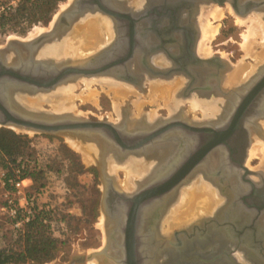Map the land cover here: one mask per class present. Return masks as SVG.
Masks as SVG:
<instances>
[{
    "label": "rangeland",
    "instance_id": "1",
    "mask_svg": "<svg viewBox=\"0 0 264 264\" xmlns=\"http://www.w3.org/2000/svg\"><path fill=\"white\" fill-rule=\"evenodd\" d=\"M67 1L69 0H64L59 3L56 12L47 24L33 25L25 34L8 32L7 34L0 35V47L5 46L6 43L12 39L29 40L36 37L41 32L48 30L52 26L55 14L63 10ZM7 2H10V0H0V12L2 11L1 6ZM215 5L218 4H213L212 6ZM229 5V2H226L225 5L220 6L223 9L221 19L212 20L213 25H218V33L214 39L208 42L210 53L207 56L214 55L215 52L223 56L230 64L228 71L237 69L239 64L245 66L247 70H252V67H254V59L251 53L256 49L259 51L262 48L260 44L261 37L257 35L253 42L256 48L252 45H247V47H249L248 50L251 51L248 55L249 51L245 46L246 41L244 39L248 33L247 27L249 26V22H244L246 24L239 22L237 19L239 15L235 14L233 10H230ZM11 6H13L11 7V9H13L17 4L15 3V5L12 4ZM233 14L235 16H233ZM86 15L87 18L95 17L100 19L101 17H105L112 21L110 16L99 11ZM252 15L255 16L256 13ZM249 17L252 16H246L245 18L248 19ZM79 19H81L82 22L81 20L79 23L77 22L78 26H82L86 18L81 17ZM81 29L82 31L84 30V28H79L78 30L80 31ZM67 36L68 32L59 43L55 42L46 45L41 51H48L51 47L54 53H47L46 57L48 58L57 60L55 55L57 54V57L60 59L63 57V60H78L87 50L90 51L92 49L91 51L93 52L97 47L95 43H92L86 46V51H83L82 48H85V45L80 43L81 46L79 49L82 50V53H80L75 48H78V43H74L71 38V41H68L67 39L69 38H66ZM65 39L69 42V45L66 44L68 42H66ZM102 40L103 39H101V41ZM48 46L50 47L48 48ZM60 46H62V48ZM51 49L49 51H51ZM100 50L102 49L95 52H99ZM46 51L45 53L41 52V54L45 55ZM78 52L81 55H78ZM86 56L89 55L87 54ZM231 76L229 77V81L232 79ZM89 80L92 81L90 84L88 83ZM104 81H116L118 84L115 86L118 91L121 90L123 92L124 89L127 91H129V89L131 90L130 92L116 95V87L109 84L107 85ZM239 81L240 80H235V82ZM185 82L186 78L182 74L177 73L168 77L146 76L145 81L140 85L114 78L108 74H95L89 77L81 76L75 81L68 82L70 83L68 85L62 84L63 86H59L56 90L40 92L35 95L37 97L34 99L41 104V107L38 108L40 110H53L52 112L54 113H71L88 120H108L112 123L120 122L124 116L130 120L143 118L144 122L151 123L176 115L182 117L184 120L202 121L208 119L209 116L214 113L210 109L206 110L205 104L211 105L214 103L209 100L208 102H200L199 106H194L192 100L198 98L196 94H193L191 98H185L181 94ZM122 85H131V88L128 89ZM164 88L169 89L168 93L163 94L162 90ZM91 91L95 92V98H87ZM32 97L34 96H29V98ZM1 127L12 129L16 133L25 134L31 138L36 149V156L39 164L43 166L49 164V166H51V169H46L45 175L37 181L42 184L41 190L36 193L32 186L28 185L29 187H25V192L29 197L31 215L37 206H45V208L51 210L52 234L57 236L60 242L52 259L44 262L27 261L21 264H91V261L95 259L101 260L103 264H118L117 261L111 260L108 255L105 258L106 260H104V257L87 258V254L102 246L104 241L107 240L106 236H108L109 228H111L104 220L105 213L101 203L104 184L99 174L98 159L91 158L81 146L73 141L72 136L77 137L73 133H47L8 126ZM260 127L263 134L256 132L255 128H251L253 137L252 145L253 143H255L254 145L258 143L259 145L257 146H261L260 143H264V118L260 120ZM81 141L83 142V140ZM161 143L159 148L166 149L167 143ZM71 153H74L76 156L72 158ZM153 155L148 156V160H153L155 162L154 165L160 168L163 164L162 159L156 156V154ZM262 155L263 154L259 151L255 156L249 157L250 159L248 158L247 162L248 168L251 170H260L264 173V160ZM75 161H80L85 168H94L96 173H92L89 170L77 173ZM112 161L114 163H112ZM136 161L138 162V158L134 156L128 158L127 162H118L111 157L107 159L108 172L114 176L116 185L122 190H131L134 186L132 182L138 178L137 173H139V168L135 167ZM127 166L131 169L128 176L131 180L130 184L128 182V186L124 183L127 179L125 170ZM134 172H136V174ZM198 175L193 176L188 182L180 186L176 195V200L170 205L166 214L159 219V236L166 235L169 232L183 227L185 224L192 222L195 218L211 215L213 210L223 201V196L220 194L219 188L206 178ZM5 176L6 171L0 168V205L4 203L6 198L4 195L5 192H12L14 190L11 185L6 187V185L3 184ZM196 186H198V188ZM211 188H213L216 193L214 199H218V201L222 199L221 202H215V200L211 198L213 202H209V200L208 206L199 204L195 212L191 211L193 205H196L198 202L202 201L206 203L205 197L201 195L199 191L211 194ZM186 189L192 191L190 192L191 205H187L188 208L186 206V208L180 207L176 213L170 216L171 211L178 206L177 204L182 199L183 192L187 191ZM160 211L161 210L158 212L160 213ZM169 216L174 220L171 222V227L165 222ZM14 229L16 228L12 227L11 218L0 212V247L13 239L10 234ZM204 229H207V231H203L202 234L199 232L200 240L198 241L200 244L193 249L177 250L174 257L175 259L173 258L174 255L170 257L169 264H234L224 251L227 246L234 245V237L237 235L234 224L224 226L207 224L203 226V230ZM204 232L206 233L204 234ZM197 233L196 231L191 233V235L195 236ZM257 235L259 238H264V221L259 225ZM251 237L255 238L256 236H248L246 233L242 239L244 245L243 249L247 255V262H245V264H264V258L260 251L261 245L256 243V241H252ZM115 247L116 246H114L112 242L110 246L108 245L109 255L110 253L112 255L119 254L118 251L115 250ZM102 259L105 262H103Z\"/></svg>",
    "mask_w": 264,
    "mask_h": 264
},
{
    "label": "water",
    "instance_id": "2",
    "mask_svg": "<svg viewBox=\"0 0 264 264\" xmlns=\"http://www.w3.org/2000/svg\"><path fill=\"white\" fill-rule=\"evenodd\" d=\"M105 1L107 0H72L68 7L56 14L48 30L29 40L12 39L5 46L0 47V127L18 126L35 132L73 133L85 140L94 141L98 145L100 173L105 181L109 179L105 169V159L109 152L115 158L120 159L127 152H146L149 150L147 148H150V154L153 155L154 146L168 139L171 134H203L204 139L196 151L194 153L190 150L183 152L181 159L158 180L147 179L142 182L144 184L142 188L131 194L115 191L110 187L104 190L102 204L109 212L115 210L114 201L117 205L127 204L129 207L127 218L123 220L120 227L121 232H124L122 245L124 264H144L145 261L151 264H169L170 257L174 255V258L177 250L193 249L200 244L199 232H202L203 226L207 224L217 226L234 224L237 231L234 245L227 246L224 251L234 264H245L247 255L243 249V234L250 225H258L264 221V173L260 170H251L245 165L249 144L245 143L239 149L237 143L240 138L239 134L246 135L250 125L254 126L256 132L263 134L260 126L255 122L257 116H264V112H257V107L262 105L263 101L254 97L260 91L264 93V64L258 68L250 81L240 88V93L234 91L237 94L234 100V117L227 119L224 128L219 127L215 122H206V125L196 126L184 125L178 121L182 117L177 115L152 123L144 122L143 118L132 120L124 118L118 123L92 121L71 113H54L49 110L32 108L24 102V98L35 96L40 92H49L81 76L95 75L104 70L114 78L122 80L130 78L121 73L116 72L115 74V70L111 68L132 57L133 43L129 45L121 60H111V57L115 55L114 52L119 51L114 48L115 46L106 47L95 56L82 60H55L46 57L47 54H39L46 45L59 43L70 31L73 23L88 13H95L98 10L118 20L119 13L104 7L102 3ZM130 31L132 33L134 28L132 27ZM101 56H105L103 66L93 68L92 66H95L94 63L97 62L96 59ZM131 121L134 127L131 126L126 131L124 126ZM137 124L143 126L142 131L138 130ZM233 128L234 150L231 148L225 150L222 144L228 142ZM218 149L224 151L223 164L228 170L233 171L234 175L258 176L263 186L257 187L247 179L238 178L237 188L229 189L222 184V181L212 180L211 182L219 188L223 196V201L213 210L212 214L195 218L185 226L159 236V219L166 214L170 205L176 200L180 186L188 182L199 164L202 166V172L211 175L205 170L204 161ZM157 168L155 165L152 166L149 172L150 178ZM246 183L252 188L245 189L243 184ZM159 210H161L160 213ZM144 213L145 222L151 216L154 217V221L153 226L147 230L143 224L144 229L141 236L143 235L146 239L147 245L144 248L145 252L142 253L143 240L139 234V226ZM124 224L125 227H123ZM196 231L198 233L192 236L191 233ZM105 249L103 246L99 250L92 251L87 254V258H99L106 253ZM260 251L264 258V245H261Z\"/></svg>",
    "mask_w": 264,
    "mask_h": 264
},
{
    "label": "flooded vegetation",
    "instance_id": "3",
    "mask_svg": "<svg viewBox=\"0 0 264 264\" xmlns=\"http://www.w3.org/2000/svg\"><path fill=\"white\" fill-rule=\"evenodd\" d=\"M114 2L115 5H111L107 1L102 3L103 6L107 9L114 10L115 12L119 13L118 20L112 18L115 28V34L112 41L107 44L108 47L110 45L113 47L115 46L114 48L117 50L119 49V51L114 52L115 55L111 57V60H121V58L126 54L125 52L128 50L131 43H133L134 49L132 57L128 58V60L126 61L119 62V64L112 67L111 70H115V74L117 72L129 76L130 78H127L125 81L137 85L142 84V82L145 81L146 76L168 77L176 73L182 74L186 78L184 88L181 92L182 96H184L185 98H191L193 94H196L198 99L202 100V102H208L210 100L214 103L215 101L216 107L215 114H212L206 120L193 121L184 120L182 118L178 121L181 124L190 126H196L199 124L206 125V122H215L217 125H219V127L224 128V124L227 122V119L229 117H234V100L237 98L236 92H239L240 88H242L247 82L250 81V79L256 74L258 68L262 65V63L264 64V61L256 62L254 59L253 66L255 70L253 72L255 73L252 72L246 80L239 82L234 81L232 83H229V77L233 72H235V70L228 71V68H230V64L227 62V60L223 56L218 55L217 52H215L214 55L207 56L200 54V51H198V44L201 39L199 20L201 18L202 12H204L206 8L211 7L213 4L223 6L226 4V2H229L233 12L239 16L246 17L256 13L261 14L262 19H264V0H115ZM233 16L235 15L233 14ZM132 27L134 28V31L131 33L130 29ZM107 46H105L104 48H106ZM104 48H102V50ZM197 58L202 60L200 61ZM96 60L97 62L94 63L95 66L92 67L100 68L104 64L103 61H105V56L98 57ZM108 71H110V69ZM98 74L110 75L109 72H106V70L100 71ZM234 91L236 92L234 93ZM254 98H259L260 101H263V104L257 107V112L259 113L262 111L263 113L264 93H261L260 91L255 95ZM257 117L255 122L260 126V120H262L264 116H259L260 118ZM124 118L127 117L124 116L122 120ZM128 124H132V121ZM136 126L138 129L143 127L142 125L138 124ZM252 127L254 126L250 125L248 127L249 132L246 135L241 133L239 134L240 138L239 142L237 143V147L239 149L242 148L245 143H248L251 148L253 139L251 129ZM186 134L189 135V133ZM189 137H192L193 141L192 145L190 144L191 147L188 150L194 153V151H196V149L200 146V143L204 139V136L201 133H194V135H190ZM227 141V143L222 144L225 150L228 148L234 150V128L231 131L230 137ZM155 146L154 148L158 149L160 145ZM167 146L171 147V151L167 152L166 155L160 157L161 159H169L171 155L174 154L177 150L176 142H170L167 144ZM147 149L149 150H146V152H127L125 156L120 159L115 158L114 155L109 152L105 159V169L109 177V179L106 181L102 178V175L100 173V163L98 162L100 178L102 179L104 184L102 196L104 190L109 189L110 187H112L115 191H122L131 194L136 190L142 188V186L144 185L142 184V182L146 181L147 179L158 180L159 175L157 176V172L159 169H156L153 172V175L151 174L150 178L149 172L152 166L150 167L149 172L147 171L146 173H144L141 170V167L138 165L139 162L145 163L146 161H149L148 156L152 154H150V148ZM212 154L215 155L204 161V168L207 172L211 173V175H207L202 172V166L201 164H199L197 165L195 172L192 174V176H190L189 180L193 176H197L199 174L198 176H202L210 182L212 180L222 181V184L224 186H227L229 189L231 187L233 189L237 188V186L239 185L237 182L238 178L247 179L254 183V185L257 187L263 186L262 180L258 176L251 174L237 176L234 175L233 171L228 170L227 166L223 164L222 161V157L225 154L223 150H215ZM133 156L138 158L139 160L138 162H135V166L139 168L138 178H136V180L132 182L134 186L131 190H122L116 185L114 176L109 174L108 172L107 159L108 157H111L118 162H127L128 158ZM208 167H210V169ZM92 169L93 171L91 172L96 173V170L94 168ZM243 186L247 190L252 188V186L247 183L243 184ZM114 204H116V209V201H114ZM102 207L105 213L104 220L111 228H109L110 233L108 234V236H106L107 240H105L102 246L98 247L96 250H99L100 248L105 246L106 253L101 257H104L105 259L108 254L111 260L119 262L118 264H124L123 260H125V257L122 254L124 232H121L120 227L123 220H126L127 218L129 207L127 204H124L119 208L117 220H121L123 216L121 225L115 218H113L114 211L116 210L113 209L109 212L106 207L103 206V204ZM110 213L112 215H110ZM144 215L145 213L142 215L141 229L139 230L141 238L143 224L146 225L147 228H151L154 221V217L151 216V218H148L149 221L148 219H146L147 222H145ZM259 225L260 224L252 226L248 225L249 228H247L243 235H246L247 233L248 236H256L255 238L251 237V240L256 241V243L260 245H264V238H259L257 235L259 231ZM123 227H125V224L123 225ZM203 231H207V229H204ZM205 233L206 232H204V234ZM111 242L114 244V246H116L115 250L119 252L118 255H112L111 253L109 255L108 245L110 246ZM103 262L105 261L103 260ZM148 263V261L144 262V264Z\"/></svg>",
    "mask_w": 264,
    "mask_h": 264
},
{
    "label": "bare ground",
    "instance_id": "4",
    "mask_svg": "<svg viewBox=\"0 0 264 264\" xmlns=\"http://www.w3.org/2000/svg\"><path fill=\"white\" fill-rule=\"evenodd\" d=\"M72 2V0H69V1H67L66 2V4H65V6L63 7V9L64 8H66V7H68L69 5H70V3ZM107 2L108 3H110L111 5H115V2L113 1V0H107ZM229 9L230 10H232L231 9V6L229 5ZM222 15H223V9H222V7H220L219 5H215V6H212V7H210V8H206L205 10H204V12H202V15H201V18H200V20H199V25H200V31H201V39H200V42H199V50L198 51H200V54H203V55H208L209 53H210V48H209V46H208V42L209 41H211L212 39H214V37L216 36V34L218 33V25H213V23H212V20L214 19V20H219V19H221V17H222ZM255 15V14H254ZM55 16H56V14H55ZM55 16H54V18H55ZM87 15H85L84 16V18H86V19H84V23H82V26L81 25H79L78 26V23L80 22V20L81 19H77L74 23H73V25H72V27H74V25H75V27L74 28H72L71 27V29H70V31H68V36L66 37V38H69V39H67L68 41H71V39L73 40V42L74 43H78L77 44V46H78V48L77 47H75L80 53H82V50L84 51H86L87 50V48H86V46L88 45H91L92 43H95V45L97 46L94 50L95 51H97V50H99V49H102V48H104L105 46H107V44H109L110 43V41H112V39L114 38V32H115V28H114V25H113V23H112V21H111V19L109 20L108 18H105V17H101L100 19L99 18H95V17H86ZM252 17H249L248 19H246L245 17H241V16H238V21L239 22H241V23H244V22H246L247 23V21L249 22V26L247 27L248 28V33H247V35L245 36V41H246V44H245V46L247 47V45L249 44L250 46L252 45L253 47H255V45H253V42H254V40H255V38L257 37V35H259L260 37H261V42H260V44H261V46H262V48L259 50V51H257V49L255 50V51H253L252 53H251V51H249L248 50V48L249 47H247V50L249 51V53H248V55L251 53V56L253 57V59H255V61L256 62H263L264 61V23H263V20L264 19H262V17H261V15H255V16H253V15H251ZM54 18H53V20H54ZM78 22V23H77ZM81 22H82V20H81ZM246 23H244V24H246ZM79 28H84V30L82 31V29L79 31L78 29ZM82 31V32H81ZM79 32V33H78ZM64 38V37H63ZM71 38V39H70ZM101 39H103L102 41H101ZM106 39V40H105ZM66 40V39H65ZM64 40V41H65ZM66 40V42H68ZM248 42H250V43H248ZM73 43V44H74ZM80 43L81 44H84L85 45V48H82V50L81 49H79V47L81 46L80 45ZM64 44V43H63ZM67 45H69V42L68 43H66ZM72 44V43H71ZM244 44V43H243ZM61 45H62V43H61ZM64 46V45H63ZM110 46V45H109ZM50 46H48V48H49ZM61 48H62V46H60ZM108 47V46H107ZM243 47H244V45H243ZM72 48H73V45H72ZM74 48V49H75ZM251 48V47H250ZM256 48V47H255ZM51 49V47L49 48V50ZM71 49V48H70ZM74 49H72V50H74ZM97 49V50H96ZM246 49V48H245ZM46 51V54L47 53H54V50H53V48L51 49V51ZM92 50V49H91ZM89 51V50H87L86 51V53L85 54H83V55H81V54H79V52H78V55H81V57H79V56H77V57H79V59L78 60H82V59H84V58H88V57H90V56H95L98 52H95V51ZM246 50V51H247ZM251 50V49H250ZM45 51H41L42 53H45ZM75 51V50H74ZM41 52L39 53V54H41ZM99 52H101V50L99 51ZM84 53V52H83ZM67 54V53H66ZM89 55V56H86V55ZM56 55V58H57V60H63L64 58L62 57L61 59L60 58H58L57 57V54H55ZM59 55V54H58ZM68 55V54H67ZM86 56V57H85ZM76 57V58H77ZM84 57V58H83ZM82 58V59H81ZM263 64V63H262ZM259 66V65H258ZM253 69L252 70H247V68L245 67V66H243L242 64H239V66H237V69H235V72H233V74H232V81L230 80L229 81V83H232V82H234L235 80H240V81H243V80H246L250 75H251V73L255 70V68L254 67H252ZM257 70V69H256ZM253 73H255V72H253ZM97 75V74H96ZM89 77V76H88ZM90 82H92L91 80H89V84H90ZM105 82V84H109V85H113V86H115V85H117L118 83H116V81H104ZM87 83V84H88ZM103 83V82H102ZM68 84H70V83H67V84H64V85H68ZM60 86H63V85H60ZM122 86H125L126 88H131L130 86H128V85H122ZM59 87V86H58ZM57 87V88H58ZM116 87V86H115ZM56 88V89H57ZM162 88V87H161ZM55 89V90H56ZM130 90L131 89H129V91H127L126 89H124V91L122 92L121 90L120 91H118L117 90V87H116V89H115V94L116 95H118L119 93H127V92H130ZM168 88H164L163 90H162V92H163V94H165V93H168ZM90 91V90H89ZM40 95V94H39ZM38 95V96H39ZM95 92H93V91H91L89 94H88V96H87V98H89V97H94L95 98ZM35 97H37V96H34V97H32V98H24V102L29 106V107H32V108H39V107H41V104L40 103H38L34 98ZM34 99V100H33ZM200 102H202V100H200V99H194V100H192V104L194 105V106H199V103ZM215 107H216V105H215V101H214V104H205V108H206V110L207 109H210V110H212L213 111V113L215 114ZM53 111V110H52ZM51 111V112H52ZM58 111V110H57ZM264 118V117H263ZM132 126V124H128V125H125L124 126V129L126 130V131H128V129L130 128ZM12 128H20V127H18V126H11ZM132 127H134V126H132ZM135 128H136V126H135ZM252 128H254V127H252ZM21 129V128H20ZM143 129V127L142 128H139L138 130H142ZM260 129H261V127H260ZM70 136V135H69ZM77 137H73L72 136V139H73V141H75L79 146H81L82 147V149H84L85 150V152H87L88 154H89V156H91V158H95V159H99V149H98V145L94 142V141H88V140H85V139H83V138H81L80 136H78V135H76ZM190 135H187V134H185V133H180V134H171V135H169V137H168V139H165L164 141H162L163 143H170V142H176L177 143V150H176V152L174 153V154H172L171 155V157L168 159V158H164V159H162V162H163V164H162V166L160 167V168H157V169H159L158 170V172H157V176L158 177H161L163 174H165L168 170H170L180 159H181V157H182V154H183V152H186L190 147H191V145H192V137H189ZM71 139V140H72ZM81 140H83V142L81 141ZM162 144V143H161ZM191 144V145H190ZM255 143H253V145L251 146L252 148H250V146H249V148H250V151H249V148H248V153H250V155H249V157L251 158L252 156H255L257 153H259V151L263 154L262 156H263V160H264V143H260L261 144V146H257V145H259L258 143L256 144V145H254ZM156 145H160V144H156ZM250 145H251V143H250ZM189 146V147H188ZM156 147V146H155ZM158 147V146H157ZM171 151V147H168L167 146V148L165 149V148H162V149H160V148H158V149H155V153L154 154H156V156H158V157H162V156H164V155H166V153L167 152H170ZM248 153H247V158H246V162H245V165L247 166V159H248ZM215 154H211V156H209L208 158H210V157H213ZM152 156V155H151ZM154 156V155H153ZM155 156V157H156ZM261 156V157H262ZM157 158V157H156ZM155 158V159H156ZM207 158V159H208ZM249 158V159H250ZM139 161V160H138ZM112 163H114L113 161H112ZM154 161L153 160H149V161H146L145 163H142V162H139L138 163V165L141 167V170L144 172V173H146L147 171L149 172V169H150V167L151 166H153L154 165ZM113 165V164H112ZM134 165V164H133ZM263 165V164H262ZM129 166H127V168L125 167V170H126V175H127V179L124 181V183H125V185H127L128 186V182H129V184H130V178L128 177L129 176V173H130V171H131V169L130 168H128ZM136 167V166H135ZM159 167V166H158ZM248 167V166H247ZM112 168V167H111ZM209 169H210V167H208ZM250 169V168H249ZM139 170V169H138ZM137 171V170H136ZM139 172V171H138ZM135 174H136V172H134ZM138 174V173H137ZM134 177V176H133ZM156 178V177H155ZM226 184V183H225ZM131 186V185H130ZM197 188H198V186H196ZM127 188V187H126ZM192 188V187H191ZM191 188H189L190 190H192ZM196 188V189H197ZM202 188V187H201ZM206 188V187H205ZM187 190V189H186ZM190 192H192V191H189V190H187V191H184L183 192V197H182V199L179 201V203L177 204L178 206L175 208V209H173L172 211H171V215L170 216H172L174 213H176V211L181 207V208H188V206L187 205H191V197H190ZM211 194H207L206 192L204 193V192H201V191H199V193L201 194V195H203L204 197H205V200H206V203H203L202 201H200V202H198L196 205H193V209L191 210V211H193V212H195L196 211V209H197V206L199 205V204H202L203 206H208V201L209 202H211L213 199H214V196L216 195V193H215V190L213 189V188H211ZM181 194V193H180ZM211 198H212V200H211ZM218 198V197H217ZM216 198V199H217ZM215 200V199H214ZM221 200L222 199H220L219 201H218V199L217 200H215V202L216 201H218L219 203L221 202ZM178 202V201H177ZM213 202V201H212ZM120 206L121 205H117V208L115 209L116 211H114V216H113V218H115L116 220H117V215H118V211H119V208H120ZM186 206V207H185ZM123 208V207H122ZM202 210V209H201ZM200 211V210H199ZM198 211V212H199ZM204 211V210H203ZM201 212V211H200ZM201 214V213H200ZM145 216V215H144ZM169 216V218H167L166 219V224L168 225V226H170L171 225V222H173L174 220H173V218L172 217H170ZM183 216V215H182ZM171 218H172V220H171ZM122 219H123V216H122V218H121V220H117V222L121 225V222H122ZM144 227H146V225H144ZM171 227V226H170ZM141 229V222H140V226H139V230ZM143 226H142V232H143ZM148 228L146 227V230H147ZM108 233H110V232H108ZM166 233V232H165ZM143 241H142V244H141V247H142V253L143 252H145L144 251V248H145V246L147 245L146 243L147 242H145L146 241V239L145 238H143V235H142V238H141ZM147 250V249H146ZM119 253V252H118ZM108 255V254H107ZM103 260V259H102ZM104 260H106V259H104ZM92 263L91 264H103L102 263V261L101 260H98V259H95V260H93V261H91ZM149 262V261H148ZM119 263V262H118ZM148 264H151V263H148Z\"/></svg>",
    "mask_w": 264,
    "mask_h": 264
},
{
    "label": "trees",
    "instance_id": "5",
    "mask_svg": "<svg viewBox=\"0 0 264 264\" xmlns=\"http://www.w3.org/2000/svg\"><path fill=\"white\" fill-rule=\"evenodd\" d=\"M63 1L19 0L15 8L0 12V35L8 32L25 34L33 25L47 24L59 3ZM71 156L74 158L76 155L71 153ZM75 164L77 173L84 170L93 171L92 168H85L80 161H75ZM0 168L6 171L5 179L14 176V170L19 168V177L28 178L29 186L38 193L42 184L37 181L45 175L46 169H51V166L39 164L31 138L12 129L0 127ZM5 185L9 187L8 183ZM52 231L51 210L45 206H37L20 229L11 231L10 236L13 239L0 247V264L44 262L52 259L60 242Z\"/></svg>",
    "mask_w": 264,
    "mask_h": 264
},
{
    "label": "built area",
    "instance_id": "6",
    "mask_svg": "<svg viewBox=\"0 0 264 264\" xmlns=\"http://www.w3.org/2000/svg\"><path fill=\"white\" fill-rule=\"evenodd\" d=\"M17 1V2H16ZM19 0H10V2L4 3L1 9H11L12 4H17ZM20 169L14 170V176L5 179L3 184L8 183L13 187L12 192H5L4 203L0 205L1 214L8 215L12 220V227L20 229L21 226L27 222L31 215V210L29 209V197L26 195L25 187L30 183L28 178H20Z\"/></svg>",
    "mask_w": 264,
    "mask_h": 264
}]
</instances>
